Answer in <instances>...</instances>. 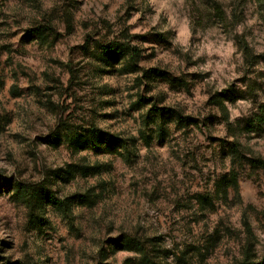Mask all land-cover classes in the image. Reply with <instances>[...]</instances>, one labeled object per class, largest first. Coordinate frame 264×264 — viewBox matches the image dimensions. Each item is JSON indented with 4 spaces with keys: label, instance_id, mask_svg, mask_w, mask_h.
Listing matches in <instances>:
<instances>
[{
    "label": "rangeland",
    "instance_id": "1",
    "mask_svg": "<svg viewBox=\"0 0 264 264\" xmlns=\"http://www.w3.org/2000/svg\"><path fill=\"white\" fill-rule=\"evenodd\" d=\"M263 259L264 0H0V264Z\"/></svg>",
    "mask_w": 264,
    "mask_h": 264
},
{
    "label": "trees",
    "instance_id": "2",
    "mask_svg": "<svg viewBox=\"0 0 264 264\" xmlns=\"http://www.w3.org/2000/svg\"><path fill=\"white\" fill-rule=\"evenodd\" d=\"M46 32L47 30L43 29H33L31 31L33 35L39 38H44ZM101 56L103 61L106 62L109 66L114 64L118 65L123 62L128 63V66H133L139 61L140 58L139 51L137 49L130 48L124 45L107 46L102 49ZM160 74L161 73L158 71L146 72L145 78L148 80H152ZM155 113L156 117H158L160 121L163 120L167 115L173 118H177L178 121L182 119L176 113H173L169 110L165 111L158 109ZM49 139L53 147L56 148L61 145L62 138L60 137V134H52ZM66 139L71 144L75 152L90 150L94 153L101 154L106 153L107 150L110 149V147H116L115 149H123L125 150V152H128V143L126 141L96 128H91L90 130L85 131V133L83 134L78 133L75 135H67ZM230 180L232 181L226 182L224 180L218 183V192L220 191L222 193L223 198L228 197L230 188L237 186V175L235 174V172L232 173ZM46 194L48 196V201L59 202L56 197L50 192ZM134 247L141 248V246L135 240L126 239L118 244L117 249L130 250ZM239 264H264V259L260 262L244 260Z\"/></svg>",
    "mask_w": 264,
    "mask_h": 264
}]
</instances>
